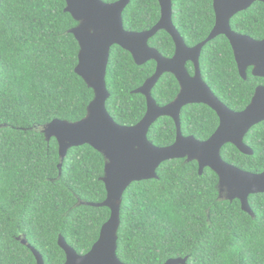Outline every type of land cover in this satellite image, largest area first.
<instances>
[{"label":"trees","instance_id":"16d2710c","mask_svg":"<svg viewBox=\"0 0 264 264\" xmlns=\"http://www.w3.org/2000/svg\"><path fill=\"white\" fill-rule=\"evenodd\" d=\"M172 4L173 23L186 43L202 41L213 25L211 0ZM65 8L64 0H0V264H36L31 251L17 240L22 236L44 264H64L58 238L79 255L86 254L110 217L107 208L78 205L105 200L103 156L87 145L72 148L60 171L58 144L53 138L48 142L41 132L54 120H82L93 100V91L75 73L79 46L70 30L77 23ZM257 16L261 25L263 5L258 15L250 12L239 23L250 27ZM122 17L127 31L149 30L159 20V4L131 0ZM149 46L168 58L174 52L171 38L160 31ZM200 62L205 81L222 102L234 110L248 105L259 80L239 78L225 40L210 42ZM154 72L153 61L137 66L128 52L111 48L106 109L117 124L134 126L143 118L146 100L133 92ZM178 90L175 78L165 74L152 97L165 106ZM216 127L209 108L182 110L184 136L205 141ZM250 134L256 145L253 157L231 146L221 157L257 174L264 172V125ZM175 137V124L166 117L148 133L157 147L171 145ZM156 174L158 179L132 183L123 195L116 251L122 263L165 264L188 258L186 264H264V194L249 197L252 218L237 200H220L217 176L208 168L199 175L195 161H167Z\"/></svg>","mask_w":264,"mask_h":264},{"label":"water","instance_id":"95a60500","mask_svg":"<svg viewBox=\"0 0 264 264\" xmlns=\"http://www.w3.org/2000/svg\"><path fill=\"white\" fill-rule=\"evenodd\" d=\"M65 12L77 26L70 30L78 46V63L75 73L93 91V100L87 107L86 116L75 123L54 120L42 127L41 132L49 142L58 144L59 170L72 148L89 146L104 158V173L101 178L106 197L101 203H84L94 208H107L108 221L101 227L99 237L91 249L79 255L63 237L58 238V247L65 254L64 264H124L116 255L117 232L120 226V206L125 191L132 183L158 179L156 171L161 164L184 159L198 164L199 175L210 169L218 178L220 200L240 202L241 210L254 218L248 198L264 194V172L251 173L231 166L221 158V149L233 145L240 153L252 155L243 144V137L255 125L264 121V88H258L245 111L235 113L226 108L202 81L199 57L203 47L219 35L230 41L239 74L245 79V67L254 65L253 75L264 77V41L254 42L234 34L229 27L232 15L248 9L255 1L264 0H213L216 24L209 37L194 48H188L172 25V1L156 0L160 7V19L155 26L144 32L124 29L123 11L131 0L104 3L101 0H64ZM167 32L174 44L175 54L167 59L153 48L148 41L159 31ZM113 46L128 52L137 66L150 61L156 63L154 74L133 94L146 99V112L134 126L117 124L106 109L110 94L106 85V73ZM195 65V76L190 77L185 64ZM164 74L174 76L180 92L174 101L161 107L152 98L151 92ZM202 104L217 114L220 125L205 141L192 136L184 137L181 131L180 113L189 104ZM170 118L176 128L174 143L157 147L148 140L150 128L160 118ZM223 194H226L224 197ZM17 240L33 254L36 264H44L42 255L33 248L25 236ZM188 258L170 259L165 264H186Z\"/></svg>","mask_w":264,"mask_h":264},{"label":"flooded vegetation","instance_id":"af4514ba","mask_svg":"<svg viewBox=\"0 0 264 264\" xmlns=\"http://www.w3.org/2000/svg\"><path fill=\"white\" fill-rule=\"evenodd\" d=\"M173 2V1H172ZM211 2H212V13H213V25H212V27H211V29H210V31L208 32V34H207V36L202 40V41H200V42H198V43H195L194 45H192V46H189L187 43H186V41H185V37L183 36V34L180 32V30H179V25H178V27L173 23V10H172V25H173V27L175 28V30L179 33V35L182 37V39H183V41H184V43H185V45L188 47V48H194V47H196L197 45H199V44H201L202 42H204L208 37H209V35L211 34V32H212V30L214 29V27H215V24H216V14H215V10H214V4H213V0H211ZM262 5L264 6V4L262 3V2H260V1H255L248 9H246V10H244V11H240V12H238V13H236V14H234V15H232L231 16V18L229 19V27H230V30L234 33V34H236V35H239V36H242V37H246V38H248V39H250V40H252V41H254V42H262V41H264V20H263V23L261 24V25H259V19H258V16L254 19V21H253V25L252 26H250L249 27V25H246V22H243V23H239V21H240V18L242 17V16H244V15H246V14H248V13H250V12H255L257 15L259 14V11H260V9H261V7H262ZM160 8V7H159ZM172 8H173V4H172ZM159 19H160V17H159ZM159 21V20H158ZM157 24V23H156ZM155 24V25H156ZM154 25V26H155ZM150 30V29H149ZM146 31H148V30H146ZM144 32V31H143ZM160 32H164V33H166L170 38H171V36L167 33V32H165V31H160ZM222 38V39H221ZM171 40H172V38H171ZM217 40H225V42H226V45L227 46H229V48H230V50H231V52H232V56H233V60H234V64H235V68H236V70H237V73H238V76H239V78L243 81V82H248L249 80H250V77H252L253 79H255V80H259V81H257V82H255L256 83V85L254 86V88H253V90H252V95H251V97H250V101H249V103H248V105H246L243 109H241V110H234V109H231V108H229L224 102H222V100L210 89V87H209V85H208V83L205 81V79H204V77H203V74H202V71H201V57H202V53H203V50L205 49V47L208 45V44H210V42L209 43H207L204 47H203V49H202V51H201V53H200V57H199V69H200V74H201V79H202V81L209 87V89H210V91L212 92V94L216 97V99L218 100V101H220L224 106H226V108L227 109H229L230 111H232V112H235V113H241V112H243V111H245L246 110V108L250 105V103H251V101H252V99H253V97L255 96V94H256V91H257V89L258 88H264V77H257V76H254L253 75V71H254V69H255V66L254 65H247L246 67H245V72H246V75H245V79H243L241 76H240V74H239V66H238V64H237V62H236V60H235V56H234V51H233V48H232V45H231V43H230V41L228 40V38L225 36V35H219L218 37H216L214 40H212L211 42H215V41H217ZM172 42H173V40H172ZM148 45H149V41H148ZM173 46H174V52H173V55L170 57V58H172L173 56H174V54H175V49H176V47H175V44H174V42H173ZM150 47V46H149ZM150 48H152V47H150ZM153 49H155V48H153ZM160 55L162 56V57H164V58H167V59H170V58H168V57H165V56H163L161 53H160ZM155 63V62H154ZM145 65V64H144ZM155 68H156V63H155ZM185 68H186V70H187V72H188V74H189V76L190 77H194L195 76V65L192 63V62H190V61H188L186 64H185ZM165 75V74H164ZM174 77V76H173ZM176 80V79H175ZM177 82V81H176ZM177 84H178V82H177ZM156 86V85H155ZM178 88H179V90H178V94H179V92H180V86H179V84H178ZM153 90V89H152ZM178 94L176 95V97L178 96ZM151 95H152V92H151ZM144 97V96H143ZM175 97V98H176ZM145 98V97H144ZM153 98V97H152ZM146 100V99H145ZM175 100V99H174ZM173 100V101H174ZM171 103V102H170ZM169 104V103H168ZM159 106V105H158ZM188 106H205V105H202V104H195V103H193V104H189V105H187V106H185L184 108H186V107H188ZM161 107H163V106H161ZM205 107H207V106H205ZM183 108V109H184ZM207 108H209V107H207ZM182 109V110H183ZM182 110H181V113H182ZM209 110H211L213 113H214V115L216 116V118H217V127H216V130H217V128L219 127V125H220V119H219V117L217 116V114L215 113V111H213L212 109H210L209 108ZM181 113H180V121H181ZM262 125H264V121H262V122H260L259 124H257V125H255V126H253L249 131H248V133L247 134H245L244 135V137H243V144H244V146L246 147V148H248V150H250V151H252L253 152V154L252 155H244V154H242V153H240L233 145H231V144H226L222 149H221V152H222V150L226 147V146H231V147H234L241 155H243V156H245V157H253L254 156V149L253 148H255L256 147V145L254 144V143H252L253 142V140H252V135L250 134V131L252 130V129H255V128H259L260 126H262ZM176 129V128H175ZM182 129V128H181ZM215 130V131H216ZM182 131V130H181ZM214 131V132H215ZM214 134V133H213ZM212 134V135H213ZM211 135V136H212ZM184 136V135H183ZM210 136V137H211ZM184 137H188V136H184ZM193 137V136H192ZM209 137V138H210ZM208 138V139H209ZM197 140V139H196ZM207 140V139H206ZM175 141V140H174ZM199 141V140H198ZM174 143V142H173ZM222 158V157H221ZM223 160V159H222ZM224 161V160H223ZM225 162V161H224ZM227 164H229V163H227ZM198 165V164H197ZM229 165H231V164H229ZM231 166H234V165H231ZM234 167H236V166H234ZM236 168H238V167H236ZM240 169V168H239ZM242 170V169H241ZM226 194H223V196L222 197H224ZM222 201H226V200H222ZM229 202V201H228ZM233 202V201H232ZM239 202V201H238ZM248 202H249V198H248ZM240 203V202H239ZM240 207H241V205H240Z\"/></svg>","mask_w":264,"mask_h":264}]
</instances>
